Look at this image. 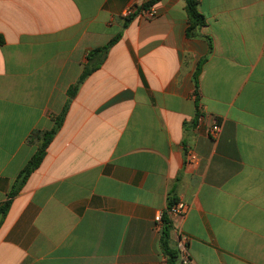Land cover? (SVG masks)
Returning <instances> with one entry per match:
<instances>
[{"label": "crops", "instance_id": "1", "mask_svg": "<svg viewBox=\"0 0 264 264\" xmlns=\"http://www.w3.org/2000/svg\"><path fill=\"white\" fill-rule=\"evenodd\" d=\"M150 1L0 0V205L36 151L29 136L120 35L13 199L0 264H166L165 214L188 264H264V0H197L193 37L184 0ZM178 201L186 213L169 217Z\"/></svg>", "mask_w": 264, "mask_h": 264}, {"label": "trees", "instance_id": "2", "mask_svg": "<svg viewBox=\"0 0 264 264\" xmlns=\"http://www.w3.org/2000/svg\"><path fill=\"white\" fill-rule=\"evenodd\" d=\"M159 0H151L150 2L146 3L143 6V9H148L152 5L156 4ZM185 1V10L188 17V27L186 30V36L187 37H193L194 31L198 28L204 27L206 24L205 18L198 12L197 0H184ZM129 22V19L125 21L126 23ZM120 35H116L112 40H110L107 45H105L102 48H98L93 50L91 53H89V61L92 60V57L99 55L100 60L99 62L93 64L92 66L86 67L82 74L80 75L79 79L75 83V85L71 86L67 90V98L65 105L63 106L60 114L56 117L52 118L53 125L50 130L47 131H34L28 138V143L32 145H36V151L31 156V158L28 160L26 165L23 167V169L18 174L11 190L9 191L7 198L5 202H3L0 205V225L3 222L10 206L13 201V199L18 195L30 175L41 165L43 159L45 158L47 148L51 141L53 140L54 136L57 134L59 129L61 128L63 121L65 119V116L68 112L70 99L77 93L80 85L83 83L84 79L88 77L91 73L96 71L99 68V65L102 63V61L105 58V55L107 54L108 50L117 43L119 40ZM4 44L2 36H0V46ZM204 60L199 62L197 65V68L193 75V82L195 84V88H198V77L201 72V67ZM195 103L197 104V111L195 115V123L198 121V119L201 117V114L199 112L198 107V97L197 94L195 95ZM174 204L172 202L169 203V207ZM168 207V208H169ZM160 227V248L166 258V264H174L175 259L177 257V252H174L169 247V230H170V222L167 217V215H163L161 217V221L159 223Z\"/></svg>", "mask_w": 264, "mask_h": 264}, {"label": "built area", "instance_id": "3", "mask_svg": "<svg viewBox=\"0 0 264 264\" xmlns=\"http://www.w3.org/2000/svg\"><path fill=\"white\" fill-rule=\"evenodd\" d=\"M132 14H133L132 8L126 9L122 13V18H129ZM145 15L148 18H152L156 15V13H155V11L150 10ZM200 119H201V117L198 119V121H200ZM219 130H220V124L217 121L213 120L211 125H210L209 131H208L209 137L215 138L217 136ZM195 160H196V157L194 155L189 154V161L191 163H193ZM186 210H187L186 204L182 201H178V202H175L174 204H172L168 208L167 214L169 217H177V216L184 215L186 213ZM176 248H177V254H178V257L181 261V264H188L189 263L188 239L183 234L178 235L177 242H176Z\"/></svg>", "mask_w": 264, "mask_h": 264}]
</instances>
